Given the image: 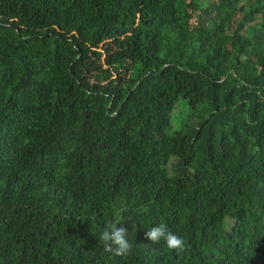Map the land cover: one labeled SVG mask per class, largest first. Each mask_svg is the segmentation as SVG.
<instances>
[{
	"label": "trees",
	"instance_id": "1",
	"mask_svg": "<svg viewBox=\"0 0 264 264\" xmlns=\"http://www.w3.org/2000/svg\"><path fill=\"white\" fill-rule=\"evenodd\" d=\"M0 264H264V0H0Z\"/></svg>",
	"mask_w": 264,
	"mask_h": 264
},
{
	"label": "clouds",
	"instance_id": "2",
	"mask_svg": "<svg viewBox=\"0 0 264 264\" xmlns=\"http://www.w3.org/2000/svg\"><path fill=\"white\" fill-rule=\"evenodd\" d=\"M145 207L143 212H147ZM128 212L126 204L115 206L113 215L106 220L98 233L97 239L105 252L111 253L117 257H127L132 254L135 244L129 239V231L121 223L124 220L125 213ZM120 225L117 227V225ZM135 228V224H133ZM145 238L154 244L162 243L163 246L177 253L186 249V241L183 237L172 232L166 224H155L147 229Z\"/></svg>",
	"mask_w": 264,
	"mask_h": 264
},
{
	"label": "rangeland",
	"instance_id": "3",
	"mask_svg": "<svg viewBox=\"0 0 264 264\" xmlns=\"http://www.w3.org/2000/svg\"><path fill=\"white\" fill-rule=\"evenodd\" d=\"M180 120V115L178 113H175L173 116V128L175 129L177 126V122Z\"/></svg>",
	"mask_w": 264,
	"mask_h": 264
}]
</instances>
